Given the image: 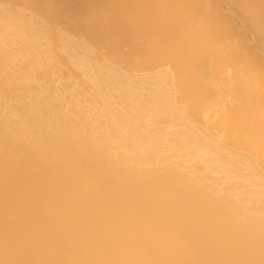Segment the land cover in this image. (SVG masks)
<instances>
[{
  "label": "bare ground",
  "instance_id": "obj_1",
  "mask_svg": "<svg viewBox=\"0 0 264 264\" xmlns=\"http://www.w3.org/2000/svg\"><path fill=\"white\" fill-rule=\"evenodd\" d=\"M262 52L264 0H0V264H264Z\"/></svg>",
  "mask_w": 264,
  "mask_h": 264
},
{
  "label": "rangeland",
  "instance_id": "obj_2",
  "mask_svg": "<svg viewBox=\"0 0 264 264\" xmlns=\"http://www.w3.org/2000/svg\"><path fill=\"white\" fill-rule=\"evenodd\" d=\"M119 28H120V27H119ZM119 28H118V29H119ZM120 29H121V28H120ZM258 48L261 49L262 47L260 46V47H258ZM260 56H261V57H264V52L260 53Z\"/></svg>",
  "mask_w": 264,
  "mask_h": 264
}]
</instances>
